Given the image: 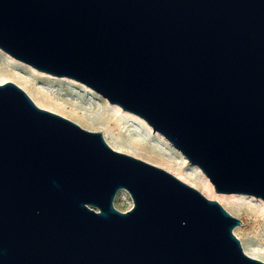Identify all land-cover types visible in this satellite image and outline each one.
I'll list each match as a JSON object with an SVG mask.
<instances>
[{"label": "water", "instance_id": "obj_1", "mask_svg": "<svg viewBox=\"0 0 264 264\" xmlns=\"http://www.w3.org/2000/svg\"><path fill=\"white\" fill-rule=\"evenodd\" d=\"M0 49L137 115L215 192L264 201V0H0ZM240 223L0 84V264H264Z\"/></svg>", "mask_w": 264, "mask_h": 264}, {"label": "rangeland", "instance_id": "obj_2", "mask_svg": "<svg viewBox=\"0 0 264 264\" xmlns=\"http://www.w3.org/2000/svg\"><path fill=\"white\" fill-rule=\"evenodd\" d=\"M0 50L3 51L2 49ZM3 52L6 53L5 51ZM5 61L4 54L0 52V77L9 79L7 81H16L13 82L16 85L26 81L27 84L29 83V87L31 85L30 89L33 88V91L37 96L42 94L40 97L44 98L48 103L62 108L61 111L55 113L66 117L69 120L77 123L80 127L91 131H100L103 133L108 131L107 128L109 126H112L110 122V118H112L111 115L98 114L97 107L99 103L102 102L101 95L94 90L89 89V87L83 83L75 80L69 86H66V84L63 86H59L58 84L50 86L46 80L39 77L38 74L29 68L30 65L22 61H20L22 62V65H16L14 63ZM35 70L42 72L37 69ZM45 94H48L50 97H45ZM72 102L73 104L80 106H74L71 104ZM84 114L86 117L89 116V118L93 117L97 119V122H99L97 123L98 129H90L80 124L79 118L76 116H85ZM112 130L115 135L119 134L118 140L121 141L120 143L122 145L124 143V145L127 146L131 140L136 141L138 155L132 156L165 169L183 182L199 190L208 199L215 200L210 198L208 192H206L202 187V182L195 170V165L191 163L185 164L182 158L183 155L178 150L173 148L172 145L160 133L147 130L141 121L136 118H132L131 120H120L112 126ZM180 175H183L185 178H181ZM211 186L213 192H215L212 184ZM253 198V200L234 199L232 201L231 207H224L221 204L220 205L229 214L241 221V223L238 226H235L232 231L233 234L239 239L243 251L246 253V251L256 250L264 257V209L260 204V201L263 203L264 201L256 197ZM113 206L119 211L128 210L132 206V201L129 197V194L125 190H119L114 197Z\"/></svg>", "mask_w": 264, "mask_h": 264}, {"label": "bare ground", "instance_id": "obj_3", "mask_svg": "<svg viewBox=\"0 0 264 264\" xmlns=\"http://www.w3.org/2000/svg\"><path fill=\"white\" fill-rule=\"evenodd\" d=\"M0 52H2L4 54V59L6 61H8L10 63H14L16 65H18V64L22 65V62L14 59L11 55H9L7 53H4L1 50H0ZM29 68H31V70H33L36 74H38L39 77H41L44 80H46L47 83H49L50 86L54 85V84H58L59 86H63V85L66 84V86H69V85H71L72 82L75 81L74 79L72 80V78H69V77H60V76H55V75H51V74H48V73L38 72L34 68H32L31 66H29ZM7 80H9V79H6L5 77H0V84L6 82ZM13 82H16V81H13ZM28 84H27L26 81H23L22 83H18L17 86H19L30 97V99L34 102L35 105H37L38 107H42L44 109H47L49 111H52V112H59V111L62 110L61 107H58V106H56L54 104H50L44 98H41L40 96L42 94L40 96H37L34 93L33 88L30 89L31 85L29 87ZM44 96L45 97H50V96H48V94H45ZM101 99H102V102H100L98 107H97L98 114L99 115H104V114L111 115L112 118H110V122H111L112 126L115 125V123L119 122L120 120H131L132 118H136V119L141 121V123L146 127L147 130H149L151 132H154V131L151 130L152 128H150V126L147 123H145L142 119H140L137 115H135V114H133L131 112L123 110L117 104L110 103L104 97H102ZM71 104L74 105V106H80V105L73 104V102ZM76 117L79 118L80 124L90 128V129H98V124L97 123H99V122H97V119H95L93 117L89 118V116L86 117V115L85 116H76ZM112 126L111 127L109 126L107 128L108 131H106V130H105L106 132L102 131L103 132L102 135H103L105 141L107 142V144L111 148H113V149H115L117 151H120V152L123 151V152L128 153L129 155L137 156L138 155V150L136 149V144H137L136 141L135 140H131L127 144V146H125L124 143L122 145L120 143L121 141L118 140V135L119 134L118 135L114 134V132L112 130ZM158 135L161 136L160 134H158ZM182 158H183L185 164H189V162L186 161L185 157H182ZM195 170H196L198 176L201 179L202 187L204 188V190L206 192H208L209 197L215 199L219 204H221L224 207H226V206L231 207L232 206V201L234 199H250V200L254 199L253 198L254 196H252V195L241 194V193H234V194L215 193V192H213L212 186L209 183L210 181L207 180L206 176H204V174L202 172H200L199 169L196 166H195ZM180 177L181 178L182 177L185 178L183 175H180ZM260 204H261L262 208L264 209V203L260 201ZM246 253L249 254L251 257L259 258V259L264 261V257L262 255H260V252H258L256 250L246 251Z\"/></svg>", "mask_w": 264, "mask_h": 264}]
</instances>
